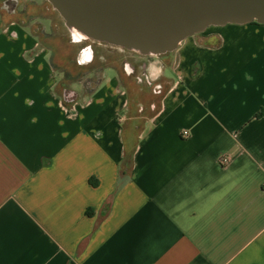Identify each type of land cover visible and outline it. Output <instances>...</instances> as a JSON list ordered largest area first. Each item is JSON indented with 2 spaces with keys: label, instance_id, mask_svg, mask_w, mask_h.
I'll use <instances>...</instances> for the list:
<instances>
[{
  "label": "crops",
  "instance_id": "crops-1",
  "mask_svg": "<svg viewBox=\"0 0 264 264\" xmlns=\"http://www.w3.org/2000/svg\"><path fill=\"white\" fill-rule=\"evenodd\" d=\"M172 61L136 129L117 72L63 99L0 11V264H264V24L205 29Z\"/></svg>",
  "mask_w": 264,
  "mask_h": 264
},
{
  "label": "water",
  "instance_id": "water-1",
  "mask_svg": "<svg viewBox=\"0 0 264 264\" xmlns=\"http://www.w3.org/2000/svg\"><path fill=\"white\" fill-rule=\"evenodd\" d=\"M76 40L107 43L141 55L176 50L210 26L264 24V0H48ZM93 60L91 45L77 55Z\"/></svg>",
  "mask_w": 264,
  "mask_h": 264
},
{
  "label": "rangeland",
  "instance_id": "rangeland-1",
  "mask_svg": "<svg viewBox=\"0 0 264 264\" xmlns=\"http://www.w3.org/2000/svg\"><path fill=\"white\" fill-rule=\"evenodd\" d=\"M0 11L16 22L28 25L39 44L47 49L48 59L60 79L58 88L63 99L69 101L71 89L75 93H88L103 77L106 83L117 72L121 82L127 84L130 96H134L125 121L136 129L144 127L151 104L164 88L163 80L173 63V51L162 55H140L107 43L76 40L48 0H0ZM88 44L92 47L93 60L80 64L77 55ZM145 76L149 77L150 83L146 82Z\"/></svg>",
  "mask_w": 264,
  "mask_h": 264
},
{
  "label": "trees",
  "instance_id": "trees-1",
  "mask_svg": "<svg viewBox=\"0 0 264 264\" xmlns=\"http://www.w3.org/2000/svg\"><path fill=\"white\" fill-rule=\"evenodd\" d=\"M251 24H258V23L252 22ZM211 27H213V26H210V27H208V28H211ZM208 28H207V29H208ZM261 114H262V113L259 112L256 116H261ZM107 207H108V205H106L105 208L107 209ZM86 214H87V215H91L92 213H91V211H90L89 209H87V210H86Z\"/></svg>",
  "mask_w": 264,
  "mask_h": 264
},
{
  "label": "flooded vegetation",
  "instance_id": "flooded-vegetation-1",
  "mask_svg": "<svg viewBox=\"0 0 264 264\" xmlns=\"http://www.w3.org/2000/svg\"><path fill=\"white\" fill-rule=\"evenodd\" d=\"M88 45H90V44H88ZM130 51V50H129ZM133 52V51H132ZM141 55V54H140ZM141 68H142V66H140ZM144 71V70H143ZM145 78H146V82L147 83H150L151 82V80L149 79V77L148 76H145ZM138 80H141V79H138ZM70 93V92H69ZM65 96H67V94H65Z\"/></svg>",
  "mask_w": 264,
  "mask_h": 264
},
{
  "label": "built area",
  "instance_id": "built-area-1",
  "mask_svg": "<svg viewBox=\"0 0 264 264\" xmlns=\"http://www.w3.org/2000/svg\"><path fill=\"white\" fill-rule=\"evenodd\" d=\"M184 134H187L186 131H184ZM222 161H226V158H222Z\"/></svg>",
  "mask_w": 264,
  "mask_h": 264
}]
</instances>
